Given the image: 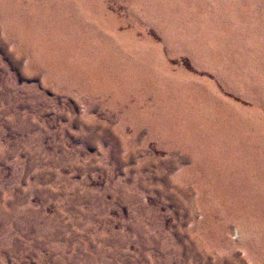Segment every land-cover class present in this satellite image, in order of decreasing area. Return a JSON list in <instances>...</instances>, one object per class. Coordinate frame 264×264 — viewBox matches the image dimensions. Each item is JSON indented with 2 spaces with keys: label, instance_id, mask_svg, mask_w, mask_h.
<instances>
[{
  "label": "rangeland",
  "instance_id": "rangeland-1",
  "mask_svg": "<svg viewBox=\"0 0 264 264\" xmlns=\"http://www.w3.org/2000/svg\"><path fill=\"white\" fill-rule=\"evenodd\" d=\"M0 264H264V0H0Z\"/></svg>",
  "mask_w": 264,
  "mask_h": 264
}]
</instances>
